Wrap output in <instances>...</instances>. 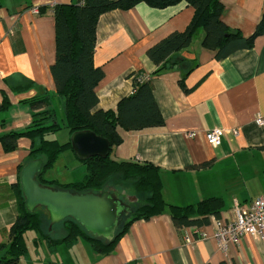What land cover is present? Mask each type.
Returning <instances> with one entry per match:
<instances>
[{
  "label": "crops",
  "instance_id": "crops-1",
  "mask_svg": "<svg viewBox=\"0 0 264 264\" xmlns=\"http://www.w3.org/2000/svg\"><path fill=\"white\" fill-rule=\"evenodd\" d=\"M47 1L0 0V101L3 94L10 101L0 109V135L31 124L33 109L24 99L45 91L51 95L56 119L58 111L63 114L50 71L55 27ZM221 1L222 20L243 35L254 30L264 12V0ZM33 6L40 11L33 12ZM192 14L193 7L184 0L163 7L139 1L101 13L93 60L104 74L96 86V108L115 109L118 100L131 93L130 72L149 75L164 122L133 130L118 127L122 140L112 147L111 156L157 165L168 202L184 205L219 196L222 206L217 217L231 218L235 204L244 205L264 194V123L255 121L257 115L264 118V34L257 35L250 47L218 59L213 50L201 46L200 29L192 43L178 52L184 59L179 66L153 74L157 64L147 55L148 48L168 33L183 30ZM182 77L186 88L180 83ZM28 81V88L15 89ZM214 126L225 129L219 145L205 138ZM30 145L26 136L19 137L11 150L0 141V243L8 240L17 215L14 184ZM52 225H47L49 234L62 237L64 226ZM200 227L205 236L193 226L177 227L167 211L137 218L106 253L84 237L53 244L36 233L30 244L26 241L27 250L16 264H264V233H246L221 248L210 221Z\"/></svg>",
  "mask_w": 264,
  "mask_h": 264
},
{
  "label": "trees",
  "instance_id": "trees-1",
  "mask_svg": "<svg viewBox=\"0 0 264 264\" xmlns=\"http://www.w3.org/2000/svg\"><path fill=\"white\" fill-rule=\"evenodd\" d=\"M145 1L149 5L163 7L181 0H78L77 2H58L53 8L55 27V59L50 65V71L55 82V92L60 98L64 121L61 124L56 119L55 109L50 106L51 95L45 91L28 99L33 109L32 122L20 130H10L0 135V141L5 150L17 146L21 136L30 138L31 145L28 159L40 157L43 165L37 173V179L45 185L72 191H100L106 183L113 184L121 192L127 194L136 192L139 202L125 221L120 222L112 240L96 236L87 231L81 223L72 217H66L60 224L65 233L56 238L49 234L43 212L39 209L28 210L22 189L18 181L14 184L17 199V215L10 226L7 241L0 243V264H16L19 257L27 250L25 233L34 230L38 236L49 243L64 240H75L84 237L94 249L106 253L112 250L116 239L137 218H148L151 215L167 211L177 227L208 224L210 216L219 215L222 199L210 196L195 203L184 205L174 204L165 200L162 194L160 169L149 161L121 160L111 156L112 147L118 144L122 137L117 128L125 130L140 129L146 126L161 125L163 115L153 96L149 75L140 72H130L133 90L121 97L115 109L96 108L99 97L96 92L98 82L103 78V70L95 65L93 60L95 48V26L98 16L110 9H125ZM193 7V14L188 25L183 30H175L150 46L147 55L157 67L153 74L179 66L184 60L178 52L189 46L196 33L201 29L203 35L201 46L213 50L218 59L226 57L238 48L250 47L254 38L264 34V12L249 35H243L237 29H232L222 20L224 5L221 0H184ZM183 88V77L180 79ZM31 82L18 85L16 90L28 88ZM10 101L3 94L0 109L7 108ZM66 127L71 133L78 129H90L108 138L109 154L105 157L90 156L79 160L85 165L84 175L77 180L60 181L46 175L59 156L72 150L69 138L60 141L53 137L57 130ZM27 159V160H28ZM110 177V178H109ZM114 177V178H111ZM139 194V195H138ZM58 223H54L58 224ZM221 264H226L222 262Z\"/></svg>",
  "mask_w": 264,
  "mask_h": 264
},
{
  "label": "water",
  "instance_id": "water-1",
  "mask_svg": "<svg viewBox=\"0 0 264 264\" xmlns=\"http://www.w3.org/2000/svg\"><path fill=\"white\" fill-rule=\"evenodd\" d=\"M74 154L80 159L99 155L105 157L110 151L108 138L90 129H78L69 137ZM43 165L40 157L28 159L20 168L19 183L28 210L43 206L49 215V227L66 217L76 219L92 234L112 240L122 220L126 205L109 190L72 191L42 184L37 173Z\"/></svg>",
  "mask_w": 264,
  "mask_h": 264
},
{
  "label": "built area",
  "instance_id": "built-area-1",
  "mask_svg": "<svg viewBox=\"0 0 264 264\" xmlns=\"http://www.w3.org/2000/svg\"><path fill=\"white\" fill-rule=\"evenodd\" d=\"M58 0H48L47 7L53 11L54 6ZM83 2V0H81ZM31 10L35 13L39 12V7L33 6ZM144 76V75H143ZM145 77V76H144ZM257 124H263L264 118L260 115L255 117ZM225 129L221 126H214L205 132L206 140L213 144L219 145L221 135ZM235 134L238 130L233 129ZM210 223L213 225V235L219 243V247L226 248L228 243L237 242L239 238L248 233L258 235L264 233V194H260L253 199H250L244 205L235 204L233 208V216L231 218L210 216ZM199 236H205L206 233L201 227L193 226ZM186 240L190 237L185 233Z\"/></svg>",
  "mask_w": 264,
  "mask_h": 264
},
{
  "label": "rangeland",
  "instance_id": "rangeland-1",
  "mask_svg": "<svg viewBox=\"0 0 264 264\" xmlns=\"http://www.w3.org/2000/svg\"><path fill=\"white\" fill-rule=\"evenodd\" d=\"M62 113V112H61ZM58 121L62 124L63 114H60V111H58ZM53 137H56L60 141H64L70 137V134L68 135V129L66 127H61L59 130H57L54 134H52ZM68 155V156H67ZM65 164V165H64ZM85 173V165L75 157L74 153L71 150H67L66 154L62 153V156H59L57 161L54 163L52 168H50L46 175L49 177H55L59 179L60 181H69V180H77L80 179ZM110 178V177H109ZM114 178V177H111ZM110 182L106 183V187L110 188V186H113V184H109ZM134 191L131 190V193ZM133 194L137 195L136 192ZM139 195V194H138ZM134 197V196H133ZM139 200V197H138ZM132 202L136 203L132 198ZM138 205V204H136ZM35 209H39L43 212V217L45 218V221H49V215L47 210L43 206H36ZM129 214L124 212L122 214V220L121 222L125 221L128 218ZM58 223V222H57ZM54 228H60V223L52 225ZM37 232L34 230H27L25 233L26 241L30 244L33 241L34 234L36 235Z\"/></svg>",
  "mask_w": 264,
  "mask_h": 264
},
{
  "label": "flooded vegetation",
  "instance_id": "flooded-vegetation-1",
  "mask_svg": "<svg viewBox=\"0 0 264 264\" xmlns=\"http://www.w3.org/2000/svg\"><path fill=\"white\" fill-rule=\"evenodd\" d=\"M109 187L110 188H108V187L105 186L104 189H102V190H111L113 192V194H115V196H117L119 198L121 197L123 200H125V202L128 204V206L130 205L131 212H132V210L134 209V207L137 206L136 204H138L139 200L136 199L135 201H137V202L136 203H133L132 202V198H135V197H133L134 196L133 194H126L125 191H123L124 193L121 192V195H120V194L117 193L118 192L117 191V188H115L114 186H110V185H109Z\"/></svg>",
  "mask_w": 264,
  "mask_h": 264
}]
</instances>
